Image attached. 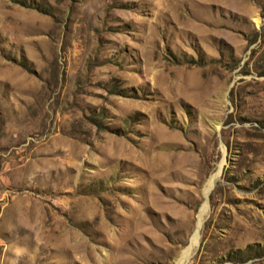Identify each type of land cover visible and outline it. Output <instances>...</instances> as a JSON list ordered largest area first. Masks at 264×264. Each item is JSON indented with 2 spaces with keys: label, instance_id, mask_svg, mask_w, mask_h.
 <instances>
[{
  "label": "rangeland",
  "instance_id": "rangeland-1",
  "mask_svg": "<svg viewBox=\"0 0 264 264\" xmlns=\"http://www.w3.org/2000/svg\"><path fill=\"white\" fill-rule=\"evenodd\" d=\"M0 171L29 264H264V0H0Z\"/></svg>",
  "mask_w": 264,
  "mask_h": 264
},
{
  "label": "crops",
  "instance_id": "crops-1",
  "mask_svg": "<svg viewBox=\"0 0 264 264\" xmlns=\"http://www.w3.org/2000/svg\"><path fill=\"white\" fill-rule=\"evenodd\" d=\"M9 184L0 171V264H29L37 239L33 234L24 235L22 229L24 221L30 218V211L27 210L29 215L25 219L19 214L17 203L13 201L15 197L8 196Z\"/></svg>",
  "mask_w": 264,
  "mask_h": 264
},
{
  "label": "bare ground",
  "instance_id": "bare-ground-1",
  "mask_svg": "<svg viewBox=\"0 0 264 264\" xmlns=\"http://www.w3.org/2000/svg\"><path fill=\"white\" fill-rule=\"evenodd\" d=\"M216 181H217V177L213 180H211L207 185H206V191H209L212 187H213V185L216 183ZM200 226V225H199ZM199 228V227H198ZM197 239V238H196ZM193 240H195V238H193ZM192 240V241H193ZM197 241V240H196ZM193 243H195V242H193ZM194 245V244H193ZM193 247V246H192ZM191 250V249H190ZM185 254H187V252L185 253H183L182 255H181V257H180V260L178 261V263L177 264H184V262H185ZM189 254V253H188ZM188 256V255H187ZM186 256V257H187Z\"/></svg>",
  "mask_w": 264,
  "mask_h": 264
}]
</instances>
